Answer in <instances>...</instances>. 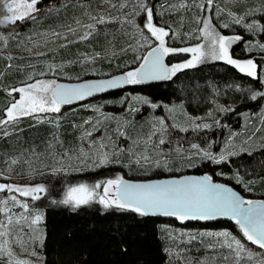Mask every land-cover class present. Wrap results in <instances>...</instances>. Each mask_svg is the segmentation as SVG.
<instances>
[{
    "label": "trees",
    "instance_id": "obj_1",
    "mask_svg": "<svg viewBox=\"0 0 264 264\" xmlns=\"http://www.w3.org/2000/svg\"><path fill=\"white\" fill-rule=\"evenodd\" d=\"M36 7V17L0 25V121L12 88L39 79L57 84L136 70L159 46L146 27V9L152 11V23L168 32L165 47L176 49L179 61L189 58L179 49L201 43V28L210 14L222 36L239 37L230 47L232 59H252L257 65V74L249 76L225 61L206 60L164 82L130 84L127 91L86 106H61L58 114L23 118L1 129L0 184L10 185L7 174L25 177L29 165L37 174L44 171L46 194L36 202L21 198L18 208H11L24 219L42 215L45 240L38 252L44 264H221L233 249L229 244L235 246L231 237L261 251L235 221L181 226L97 202L74 208L62 201L70 187L81 183L95 186L117 177L146 180L189 173L229 184L246 200H264V148L219 163L203 155L226 147L229 136L242 134L244 125L253 123L256 137L264 131V95L251 98L264 92V0H38ZM5 12L1 4L0 19ZM253 19L260 27L245 25ZM168 62L173 63L171 56ZM185 113L192 123H181ZM158 121L164 128L151 137ZM86 137L110 144L107 164L68 174L52 172L51 166L34 168L36 157L46 159L51 153H66V160L78 157ZM150 144L157 146L153 157L139 160L135 149ZM8 195L7 188L0 191V227L10 210L2 207ZM20 218L14 220H24Z\"/></svg>",
    "mask_w": 264,
    "mask_h": 264
},
{
    "label": "snow or ice",
    "instance_id": "obj_2",
    "mask_svg": "<svg viewBox=\"0 0 264 264\" xmlns=\"http://www.w3.org/2000/svg\"><path fill=\"white\" fill-rule=\"evenodd\" d=\"M37 3L38 0H10L6 6L10 15L0 21V24L7 26V24L16 23L17 20L22 21L36 10L35 6ZM209 3H211V0H209ZM146 13V27L152 36L159 41V46L147 53L143 63L136 70L129 71L125 75L111 80L81 84L75 87L56 85L53 81H41L28 85L27 88L14 89V91H18L22 95L18 102L12 103L8 107V120L15 121L20 116L30 115L34 112H59L63 104L83 99L92 95L93 92L118 87L122 84H142L147 81L171 79L180 70L195 67L205 56H210L214 60H225L228 64L234 65L249 76L256 75V64L252 60L241 63L232 59L229 55V45L234 40L239 39V37L221 36L214 30H209V23H205L203 28L204 36L212 42L209 50L207 52L204 51L203 45L179 49L181 52L192 53V59L183 64L167 66L164 63V57L177 50L165 47L164 38L168 36V32L152 23L151 9H146ZM235 22L239 24L241 20L237 19ZM224 26L227 27V25ZM0 39H3V37H0ZM258 95H264V93L254 94L251 98L255 100ZM204 127H208V125H204ZM160 142L163 143L164 141L161 140ZM193 147H196V145H193ZM205 156L216 160L215 157L209 156L208 153H205ZM224 159L225 157L222 155L216 162L219 163ZM108 162L107 154H105L100 160V165ZM100 187L99 183L95 184L94 187L81 183L76 187L70 188L62 202L79 206L88 204L98 197L99 203L105 208L115 206L119 209H130L142 216L159 214L177 217L181 221L190 219L214 220L218 217H228L239 226L247 241L257 245L260 249H264V201L246 200L231 188L212 183L210 176L201 178L187 177L182 180H166L146 184H130L123 177H117L105 182L102 195L96 192V189ZM6 188L13 190L11 185L0 184V191ZM14 190L22 192L24 196L46 191L43 184L25 188L15 187ZM34 198L39 199L40 197L37 195ZM23 207L27 208V205L25 204ZM39 220L40 216H37L33 222L35 223ZM203 235L213 234L203 233ZM219 235L231 237L228 232H222ZM231 239L238 250L243 249L244 245L240 240L235 239V237H231ZM229 247H231V244H229ZM8 255L11 256L12 253L9 252ZM17 264H30V262L17 261Z\"/></svg>",
    "mask_w": 264,
    "mask_h": 264
},
{
    "label": "rangeland",
    "instance_id": "obj_3",
    "mask_svg": "<svg viewBox=\"0 0 264 264\" xmlns=\"http://www.w3.org/2000/svg\"><path fill=\"white\" fill-rule=\"evenodd\" d=\"M9 2L10 0H0V5L4 4L5 10H6L5 12L6 15H4L0 19V21H3L6 16L10 15V13L7 12V7H6ZM35 8L36 10L33 11L29 16H26L23 20L36 17L39 10L37 9L36 6ZM232 18H233V21L237 19L241 20V18L239 17L237 18L236 16ZM17 21H20V20H17ZM205 23H209L210 25L209 30H214L216 33L221 35L217 31L215 26L213 25L210 14L206 17L204 24ZM204 24H203V27L201 28V43L199 45H203L204 51L207 52L212 42L209 38H206L203 34ZM0 25L5 26L4 24H0ZM10 25L11 24H7V26H10ZM245 25L260 27L261 24L258 19H253L251 22H245ZM225 37L231 38V37H238V36L235 34H229ZM237 40H234V41H237ZM230 50L231 48L229 45V48H228L229 55H230ZM180 53L187 54L189 56L188 60L192 59V55H193L192 53H189V52H180ZM168 56H171V59L173 61L170 67L176 64H183L188 61V60L185 62L179 61L180 56L178 55L177 52L169 53L167 57ZM206 60H214V59H212L210 56H205L202 59V61L197 63L196 65ZM216 60H219V59H216ZM249 60H252V59H249ZM222 61H225V60H222ZM246 61L248 60L239 61V62L244 63ZM252 61L254 62V60ZM262 70L264 71V67L262 68ZM256 74H257V65H256ZM41 81L48 82L50 80L39 79L33 83L25 84L16 89L27 88L28 85L35 84ZM14 89L15 88H12L9 91V95L11 96V99H10L9 104L4 109L3 118L0 121V130L5 128L7 125L17 122L23 118H30V117L41 118L45 115L50 116L52 114H58L62 110L60 107L59 112H34V113H31L30 115L20 116L15 121H9L7 117V109L8 107H10L12 103L18 102L22 95L20 92L14 91ZM86 105H88V103L81 105V106H86ZM91 109H94V108H91ZM176 112L178 113L181 112L180 107L176 109ZM175 115L177 116V114L174 112L173 116ZM183 116H185V118L181 120L182 124H185L186 119L189 121V123H192V121L189 119V118H192L190 117V115H187L185 113L183 114ZM251 126H253V123L244 125V132L242 134L240 132L235 131L233 136L232 135L229 136L226 147L218 149L217 152L210 151L208 153L209 156L215 157L216 160H218L223 155L226 159L229 156L235 155L237 153H241L244 151H254L255 149L264 148V131H262L259 134V136L256 137L254 135V132ZM153 128H154V131L152 132L151 137H153L155 134H158L159 131L164 128V125L162 124L161 121H158V125H155ZM145 143H147V141H145ZM160 143L161 142L159 141V144ZM156 147H154L153 144H150L148 146L144 145L143 147H141V149L137 147L134 153L138 156L137 158L139 160H142V161L149 160L153 157V154L156 151ZM110 149H111L110 144L108 145V143L103 144L99 141H94V137H91V138L86 137V142L84 146L82 147L78 157L72 158V160L71 159L66 160L68 159V155L66 153H62V154L61 153H58V154L51 153L46 159H41L40 157H36L34 161V168L44 170L45 167L51 166L52 172L63 173V174H68L70 173V171L71 172L72 171H75V172L83 171L84 172V170L88 171V170L94 169L97 166H100V160L103 158L105 154H107L108 161H109ZM205 153L207 152H204L203 155H205ZM25 155L28 158L30 157V153L24 154V156ZM34 171L35 169L30 168V165H29V169L25 171L27 173L25 177H13L10 174H7L5 177L9 181L8 184L13 186V190H8L9 195L6 196L7 197L6 201L4 202L2 206L4 211L7 212L9 209L10 210L7 213V220H5L4 225L0 227V264H17V261H28L30 262V264H44L45 262L44 255L38 252V249H40L43 246L44 240H45L44 220H39L38 222H35V223L33 222L35 220H27V218H25L26 220H14L15 217L22 218V215L19 216L17 211L13 214L11 212L12 211L11 208H15V207L18 208L19 204H21L20 203L21 198H31L36 202L37 199L34 198L35 196L38 195L39 197H41L46 194L47 190L42 193H36V194L29 195V196H24L22 192H17L14 190L15 187L25 188V187H34L36 185L43 184L42 182L43 174L41 173H43L44 171H40L41 172L40 174L39 173L37 174ZM100 185L101 187L96 189V192L102 195L105 184L104 185L100 184ZM89 187H94V185L89 186ZM69 189L66 191L63 199L66 198ZM113 195H114V192H113ZM7 202H8V206L6 205ZM35 202H32V203L34 204ZM94 202L99 203L98 197L90 201L88 204H81L79 206H75L73 203H70V205L71 206L73 205L74 208H77L83 205L92 204ZM234 245L235 246H231L233 249L231 253L229 254V256L224 257V260L223 262L221 261L222 262L221 264H264V255H262L264 253H262L261 251H258V252L254 251L250 247H247L246 245H244L245 248L243 247V249L238 250L236 244ZM240 250H243L241 254H240ZM9 252L12 253L11 256L8 255ZM33 253H35V255H33Z\"/></svg>",
    "mask_w": 264,
    "mask_h": 264
},
{
    "label": "water",
    "instance_id": "obj_4",
    "mask_svg": "<svg viewBox=\"0 0 264 264\" xmlns=\"http://www.w3.org/2000/svg\"><path fill=\"white\" fill-rule=\"evenodd\" d=\"M236 42L237 41L232 42L230 44V47L233 46ZM154 48H156V47H154ZM146 56H147V54H146ZM164 63L170 67L167 55L164 57ZM125 74H126V72H122V73L114 74L112 76L105 77V78H91V79H85V80L74 81V82L60 81L56 85H64L66 87H75V86L81 85V84H92V83H99L102 81L111 80V79H114L116 77L123 76ZM164 81H166V80H154V81H147V82L142 83V84H152V83H159V82H164ZM129 87H130V84H122L118 87L107 88L103 91L93 92L92 95L86 96L83 99L74 100L71 103L63 104L61 106L64 108L72 109V108L87 104L88 102H90L94 99L106 97V96L116 94V93L125 92L129 89ZM204 176H207V175L190 174L189 173V174H182V175H178V176L164 177V178H158V179H146V180L124 179V180L130 184H146V183H155V182L166 181V180H182V179L187 178V177L201 178ZM211 182L214 184H221V185H224L225 187L231 188L234 192L238 193L241 197L246 199L239 191H237L233 186H231L229 184H226L223 182H215V181H213L212 178H211ZM252 201L259 202V201H264V200L256 199V200H252ZM145 217L154 218V219H161L164 221H173V222H176L177 224H179L181 226H187V225H192V224H195V225H214V224H219V223H232V222H234V220H231L228 217H218L214 220H191L190 219V220H184V221L179 220L177 217L164 216V215H159V214L158 215H148ZM252 245L264 253V249H260L257 245H254V244H252Z\"/></svg>",
    "mask_w": 264,
    "mask_h": 264
},
{
    "label": "crops",
    "instance_id": "obj_5",
    "mask_svg": "<svg viewBox=\"0 0 264 264\" xmlns=\"http://www.w3.org/2000/svg\"><path fill=\"white\" fill-rule=\"evenodd\" d=\"M72 207H74V206L72 205ZM77 208H78V207H77ZM37 216H40V220H44L43 217H42V215H40V213H39ZM37 216H36V217H37ZM36 217H35V218H36ZM35 218H33V219L35 220ZM22 219H24V218H22ZM24 220H26V219H24ZM27 220H30V218L27 219Z\"/></svg>",
    "mask_w": 264,
    "mask_h": 264
}]
</instances>
